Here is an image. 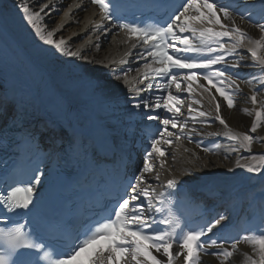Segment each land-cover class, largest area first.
Masks as SVG:
<instances>
[{
	"label": "snow or ice",
	"instance_id": "6c2138e0",
	"mask_svg": "<svg viewBox=\"0 0 264 264\" xmlns=\"http://www.w3.org/2000/svg\"><path fill=\"white\" fill-rule=\"evenodd\" d=\"M160 2L141 0L142 6L149 10L159 8ZM90 3L95 8L84 21L82 30L87 38L73 50L81 33L61 35L64 20L57 27H51L55 23L52 13L59 11L53 0H31V3L13 0L11 6L7 0H0V35H11L31 58L43 61L50 73L70 71L89 102L111 113L118 110L128 117L127 122L117 118V123L104 125L85 140L72 123V100L61 95L57 111L67 134L46 154L58 165L55 176L73 158L96 168L107 164L118 168L124 164L130 156L126 128L134 117L155 122L158 130L149 140L142 165L119 186L101 219L79 228H69L58 218L44 221L39 217L41 191L45 182L55 177L47 165L41 166L43 161L35 166L18 167L0 180V225H4L0 227L3 245L0 264H41L42 261L49 264H202V257L206 255L214 257L218 264H232L242 241L252 246L257 257L245 253L249 264H264V229L259 235L251 234V229L244 230L249 234L235 237L219 233L218 226L223 230L222 222L229 220L224 214L229 207L195 226L176 223L166 216V205L174 190H179L185 181L198 180V169L217 167L210 160L202 161L196 151L183 147V142L210 153L220 145L203 146L202 139L222 136L238 146L233 151L249 154L238 156L231 166H223L224 176L238 182L227 194L229 206L246 205L251 217L264 225V187L257 193L243 183L252 178L249 174L264 178V153L253 151L254 134L264 131V91H261L264 79L257 76L244 79L231 71L241 67L244 60L241 51L246 50L264 74V22H260L264 21V6L260 21L252 25L259 32V39L253 41L243 26L245 17L237 20L230 7L218 0H167L164 18L144 26L121 14L113 0H90ZM83 9L86 5L82 0L73 3L63 17ZM252 19L251 15L247 17L249 22ZM113 29L119 30L120 43L128 46L124 58L106 63V58L90 56L89 51L99 53L101 36ZM133 50H138L136 59L144 61L142 68L135 69L136 76H130L132 69L124 67ZM90 65H98L107 72L104 79L110 88L117 90L116 94L105 90L104 83L95 74L98 70L90 72ZM242 85L249 90L247 99L251 105L244 111L254 118L248 131L233 132L221 110L222 106L228 110L237 106ZM153 91L160 94L153 98L148 95ZM204 103L208 105L206 110H202ZM185 105L187 115L182 111ZM27 115H30L27 108L21 106L20 119ZM213 120L225 130L204 131ZM22 131V139L39 152L36 131L29 128ZM177 148H182L190 157L179 174L168 167L169 156L173 162L177 159ZM224 160H228L227 155ZM161 172L165 173L163 180ZM186 195L197 200L200 192L189 189ZM206 195L210 201L218 198L212 188ZM80 235L86 238L80 240ZM61 243L70 252L52 259L48 249Z\"/></svg>",
	"mask_w": 264,
	"mask_h": 264
},
{
	"label": "bare ground",
	"instance_id": "6f19581e",
	"mask_svg": "<svg viewBox=\"0 0 264 264\" xmlns=\"http://www.w3.org/2000/svg\"><path fill=\"white\" fill-rule=\"evenodd\" d=\"M59 0V3H57V0H53V5L55 7L59 8V11H53L52 15L55 20V23L51 25V27L55 28L59 25L61 20H64L65 27L63 31L61 32V35L68 37L73 32L81 33V36L76 39L75 44L73 45V50L76 46V44L83 43V41L87 38L86 34L82 31L84 29V21L91 17V13L94 10L93 6H89L86 3H83L86 5V9L83 10H76L73 13H70L69 17L64 18L63 13L68 10L69 6H71L73 3H80L81 0ZM13 0L9 1L7 0V3L11 6ZM43 2H48V0H43ZM29 3H31V0H29ZM59 13V14H58ZM14 17L18 20V16L13 13ZM243 26L246 28L247 32L249 33V37L254 41L256 39H259V32L258 29H255L251 24H248L246 21H244ZM90 31V30H89ZM116 37L115 41L113 40V37ZM103 37V36H101ZM0 39L8 44L9 42L13 41L17 43V45L22 49L23 46L13 39L11 35L9 36H3L0 35ZM101 39V38H100ZM121 36L119 34L117 35H110L108 40L102 41L101 48L99 53L97 54L94 50L89 51L88 54L95 55L97 59L106 58L105 62L110 61L113 54L116 53L121 47L122 43H120ZM24 54L16 60V64L22 66L27 73H33L36 70L39 72V74L46 76L53 86L59 88L61 91L67 93L68 95H71L73 100H76V102H80L78 99V95L82 94V88L80 85H78L75 81V78L73 74L70 71L64 70L59 73H50L45 63L41 60H37L35 58H31L24 50ZM245 61H246V69L249 71H252V76H257L260 79H264V74H261L259 71V65L256 64L252 59L250 54H245ZM27 63L28 65H25ZM89 71L91 72L93 69H97L98 71L95 73L99 79L104 83L105 89L109 88L107 81L104 79L107 77L106 71L103 69H100L98 65H90L88 66ZM12 73L9 74L11 76ZM251 76V77H252ZM4 84H0V88L2 87L4 89ZM261 91H264V89H261ZM249 94V90L246 86H244L243 90V97L241 101L238 102L237 106L233 110H228L226 108H223V115L225 120L227 121L229 127L232 129L233 132H244L248 131L250 128L251 122L254 117H250L247 115V113L244 111L245 108H250V101L247 99V96ZM215 130L217 131H224L223 125L217 124L215 127ZM256 136L255 143L253 145V151L256 153H264V131H259L254 134ZM238 146L233 143L224 142L222 143L221 148L219 149V152L216 154H206V153H200L199 156L201 157L202 161H212L215 163L217 167L213 168L210 167L208 169H198L197 175L200 177L198 180L199 182H205L206 180H213V181H222L226 184V186L230 185H237V181L229 180L224 176L223 172V166L227 164L228 166H231L235 160L238 158V156H245L249 155L248 153L244 152L243 150H240L239 152L233 151V149L237 148ZM225 155L228 156V160L225 161L224 157ZM190 157L188 154L186 155H180L178 156L176 160V170L177 171H183L186 167V162L189 160ZM243 162V161H241ZM252 176L250 180H244L243 183L248 188H252L253 190H260L261 187H264V178L260 177L258 174H249ZM239 251L235 253L234 257L232 258V264H249L247 257L245 256V253H247L250 256H253V258H257L256 254L252 252V246L250 244H244L239 246ZM214 264H218V261H215Z\"/></svg>",
	"mask_w": 264,
	"mask_h": 264
},
{
	"label": "rangeland",
	"instance_id": "374dc122",
	"mask_svg": "<svg viewBox=\"0 0 264 264\" xmlns=\"http://www.w3.org/2000/svg\"><path fill=\"white\" fill-rule=\"evenodd\" d=\"M10 1V0H9ZM12 1V0H11ZM59 14V13H58Z\"/></svg>",
	"mask_w": 264,
	"mask_h": 264
}]
</instances>
